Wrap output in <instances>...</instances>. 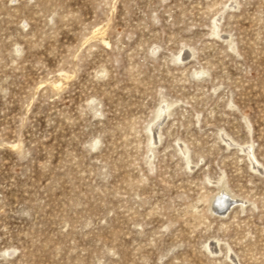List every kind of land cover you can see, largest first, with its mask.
Masks as SVG:
<instances>
[{"label":"rangeland","instance_id":"rangeland-1","mask_svg":"<svg viewBox=\"0 0 264 264\" xmlns=\"http://www.w3.org/2000/svg\"><path fill=\"white\" fill-rule=\"evenodd\" d=\"M0 264H264V0H0Z\"/></svg>","mask_w":264,"mask_h":264},{"label":"bare ground","instance_id":"bare-ground-1","mask_svg":"<svg viewBox=\"0 0 264 264\" xmlns=\"http://www.w3.org/2000/svg\"><path fill=\"white\" fill-rule=\"evenodd\" d=\"M165 107V108H164ZM164 107H161L160 108V111H161V114L165 111L166 109V106ZM159 114V116L161 115ZM229 138V137H228ZM232 141V140H231ZM233 142V141H232ZM249 147H247L246 149H248ZM186 154V153H185ZM250 154V153H249ZM253 157V155H252ZM254 158V157H253ZM255 159V158H254ZM255 168V167H254ZM225 192V191H224ZM214 204H215V211H219V210H222L220 208L226 206L230 201L229 199L227 198V196L225 194H222L220 196H217L215 199H214ZM219 209V210H218ZM220 212V211H219ZM221 213H224V212H221Z\"/></svg>","mask_w":264,"mask_h":264},{"label":"water","instance_id":"water-1","mask_svg":"<svg viewBox=\"0 0 264 264\" xmlns=\"http://www.w3.org/2000/svg\"><path fill=\"white\" fill-rule=\"evenodd\" d=\"M225 207H227V206H225ZM225 207H224L223 209L221 208V209H222V211H223V210H225Z\"/></svg>","mask_w":264,"mask_h":264}]
</instances>
